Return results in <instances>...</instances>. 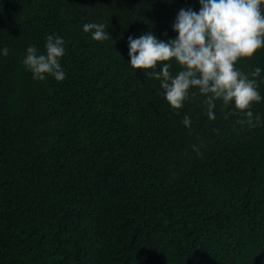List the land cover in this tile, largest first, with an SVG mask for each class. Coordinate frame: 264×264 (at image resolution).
Segmentation results:
<instances>
[{
  "label": "trees",
  "instance_id": "obj_1",
  "mask_svg": "<svg viewBox=\"0 0 264 264\" xmlns=\"http://www.w3.org/2000/svg\"><path fill=\"white\" fill-rule=\"evenodd\" d=\"M181 8L199 0H0V264H264V47L235 65L261 69L255 127L220 100L210 120L196 88L173 110L163 65L128 64V37L175 39ZM49 35L62 81L23 64Z\"/></svg>",
  "mask_w": 264,
  "mask_h": 264
},
{
  "label": "clouds",
  "instance_id": "obj_2",
  "mask_svg": "<svg viewBox=\"0 0 264 264\" xmlns=\"http://www.w3.org/2000/svg\"><path fill=\"white\" fill-rule=\"evenodd\" d=\"M199 4L198 12L191 8L178 11L172 24V30L178 33L175 39L157 40L150 31L138 38L129 36L128 64L133 71L163 65L159 72L147 75L160 81L164 98L173 110L181 109L189 98V90L196 88L205 97L210 120L215 119L213 109L220 100L225 107L232 104L255 127L260 117L256 116L253 123L250 109L253 102L262 99L257 91L261 69L257 67L245 74L235 65L264 47V0H199ZM83 31L90 32L95 41L111 39L103 23H85ZM64 43L62 37L49 35L44 53L33 46L27 48L23 64L34 80L44 81L47 76L56 81L65 79L60 64ZM0 51L7 56L9 50L5 47ZM168 61H175L181 68L175 76L169 71L172 65L165 63ZM233 114L236 113L229 112L225 118ZM183 123L190 127V117L185 115Z\"/></svg>",
  "mask_w": 264,
  "mask_h": 264
}]
</instances>
